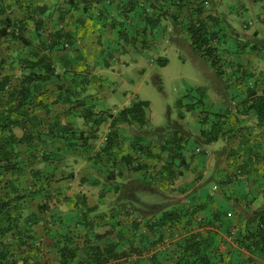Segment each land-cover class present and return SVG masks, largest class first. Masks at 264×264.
Listing matches in <instances>:
<instances>
[{"label":"trees","instance_id":"1","mask_svg":"<svg viewBox=\"0 0 264 264\" xmlns=\"http://www.w3.org/2000/svg\"><path fill=\"white\" fill-rule=\"evenodd\" d=\"M102 1L64 0L60 4V0H55L48 5L45 0H0V264H264V142L258 137H245L241 150L229 151L225 163L232 167L231 181L216 180L213 176L208 179L215 180L214 187L220 196L198 195L195 188L189 193L188 202L158 218L144 220L120 203L115 207L110 204L108 211L103 212L99 204L91 205L87 196L67 197L56 187L55 171L61 172L66 155L80 151L83 141L88 151L93 150L89 142L98 139L94 129L98 124L93 123L92 131L86 135L65 123L61 114L53 113L52 107L39 99L46 91L40 92V86L53 81L58 84L72 74L65 95L74 98L71 107L82 105L78 99L82 87L81 78L77 79L76 54L77 30L83 23L78 19L75 27L70 20L83 17V13ZM137 1L129 0L124 9L134 10ZM157 1L153 0L154 8ZM207 2L203 0V6ZM148 22L154 25L157 20ZM30 26L34 30H29ZM188 28V34L195 39L193 44L208 50L213 58L215 48L209 42L211 39L205 32L198 33L201 25L195 23ZM139 41L135 37L131 44ZM140 43L143 44L142 40ZM70 58L73 66L64 65V60L68 62ZM248 90L244 111L253 112L258 127L264 128V92L255 83ZM149 108L148 101L124 107L114 116L112 126L145 127ZM39 110L49 119L39 121ZM192 110H196L194 104L187 108ZM92 113L84 117L88 120ZM216 116L218 121L201 132L205 145L226 134L222 129L223 117L220 113ZM201 123L209 124L206 115ZM117 139L116 132L111 131L101 148L102 157L115 162ZM169 139L160 150L168 152L171 159L164 162L161 154L152 158L162 164L156 173L165 182L176 179L177 157L181 160L179 167L189 166L181 158L182 150L176 157L174 149L177 144L186 143L185 137L174 135ZM138 145L137 141L135 148ZM202 153L206 155L205 150ZM97 160L101 162L100 157ZM121 162L132 172L147 168V164L133 167V154L124 156ZM92 168L97 173L101 171L95 165ZM119 174L106 172L100 201L108 198L110 189L118 191L114 182ZM244 175L243 185L233 182V178ZM100 176L87 178L83 183L98 187L102 184ZM226 185H232L234 190L228 192ZM62 202L67 210L61 209ZM38 226L43 227L41 239L35 230ZM45 238L49 247L56 250V263L43 253L47 246Z\"/></svg>","mask_w":264,"mask_h":264},{"label":"crops","instance_id":"2","mask_svg":"<svg viewBox=\"0 0 264 264\" xmlns=\"http://www.w3.org/2000/svg\"><path fill=\"white\" fill-rule=\"evenodd\" d=\"M63 1L64 0H60V4H63ZM128 1L129 0H103L102 2H99L94 9H90L88 12L83 13V17L78 16V18L75 17L70 20L73 21L71 23H74L75 27H77L78 19L81 20L79 23H83V27H81L80 30H77V32H79L77 35L79 52L76 54L80 63L82 62L83 65V73L80 80V87H82L81 91L83 94L80 98H78L82 101L83 106L79 105L76 108H71V111L69 112L66 111L69 107L74 106V101L72 100L74 98L70 99L65 95V87L71 84L72 79L71 81L64 80L59 82L58 88L60 89L58 90V88L55 87L57 91L55 96H53L54 101H57L58 103V105L53 106V110L56 111V113L61 114L59 115L60 117H64L63 120L65 123H71L73 127L85 132L86 135L92 131L93 123L96 122L98 124L94 125V129L97 130L96 134L98 139H96L95 142L94 140L89 142V144H93V150L91 149V151H88V147H86L87 143L83 141V148H81L80 151L72 152L70 155H66L65 161L68 162V159L70 158H79V160L83 162V167L78 169V171H75L68 163L64 164L63 162L61 172L58 170L55 171L57 176H60L59 178L62 180L56 187L62 190L61 192L63 195L67 197L75 198L77 196H87L89 198V203L91 205L99 204L100 211L103 212L108 211V207L112 203L107 202V200L100 201V199L98 200L99 203H91L90 197L85 191V186L88 185L83 183V181L85 182V179L88 178L89 180H92V178H95L97 174L105 175L106 172L108 174L109 171H114L116 174L121 173L117 179H127L132 171L128 168H124L121 161L122 158L128 154H133L135 158L133 167L147 164V168L144 170L145 172L153 170V172H158L161 169L160 167L162 164L160 163L161 165L156 167L158 162L152 160V158L161 154L160 157L164 160V162L171 159L168 152L164 153L160 150L162 149V145L165 143L161 144L160 147L157 148L155 144H152L153 146H149L146 140H144L143 137L141 138V135L137 132L139 128L138 125L117 124L114 127L112 126L114 116L117 112L135 102L126 103L120 107L116 106L113 109H108L107 111L100 110L95 106L96 100L109 98L117 92L116 88L115 90L112 88L113 85L116 86L117 84L114 79L115 75L117 71L122 75V66L126 69L129 68V62H127L122 55L127 56L133 53L141 54L146 51V48L148 47L146 43L140 44L139 41L135 45H132L131 40L135 37L158 40L162 39L164 35L167 37L168 32L171 30L180 32L179 28H181L182 32H186L187 34L189 33L188 25L192 26V24L197 23L201 25V31L198 33H207L208 39H211L209 42L213 45V48H215L214 55H216L218 59L227 63L230 73L242 72L244 71L242 69L245 68V73L242 72V74L250 75V80L257 84L255 81L256 77L254 75L257 73L258 76H260V73L257 71L259 70L258 68L261 67L258 58L264 59L262 57V53H260L261 46L258 45L257 41V37L260 35L259 32H262L261 37L264 38V0H252L254 3L250 4L249 9L243 6V3L240 4L242 11L247 10V12L253 16L252 19L256 20L255 22L257 23V26L252 33L255 42L253 44H249L248 42V44L241 43V46L238 48H240L242 54L236 63L233 58V54H229L230 48L223 44L230 37L228 34L226 36L225 33L226 19H223L220 16L218 9L216 11L209 5L203 6V0H159L155 3V8L152 5L153 0H139L137 1V6L131 11L124 9V6L128 4ZM209 1L210 0H208V2ZM238 1L240 2V0ZM45 2L48 5H52L55 0H45ZM259 3L261 7L257 8ZM107 4H110L109 8L106 6ZM105 8H108V10H105ZM149 20H157V22L154 25H151L148 22ZM173 21L178 28L171 25V22ZM253 26L254 24L252 23V25H246L245 28L248 32H251ZM29 30H34V26H30ZM79 36H81L82 39H80ZM247 37L248 40H251V36L249 34ZM124 45L126 47H124ZM233 63L236 64L237 68L233 69ZM67 64L73 66V58L68 59V62L67 60H64V65L68 66ZM247 67H250V71L252 73L250 71L246 72ZM144 71V69H141L140 73L143 74ZM246 80H241V83L240 80L237 81L239 84L245 85L244 87H239V92L242 96H240L241 105L237 113H234L231 108L220 111V115L223 117L221 119L222 129L223 132L226 133L222 138L210 145H205L203 143V145L198 146L196 144L194 149H187L189 148V139L183 134L180 135L182 138L185 137L187 141L186 143L182 142L180 145L177 144L174 147L176 151L175 156L177 157L179 155V150H182L181 152L183 155L181 158H184L186 160V165L189 166L187 168L183 166L179 167L181 160L178 159V157L174 160L176 165V179L166 182L168 183V190L176 191L177 184H181L180 186L184 184L183 186L185 187L180 190L177 189L181 196L188 197L189 193L194 191L195 188L197 189V192H199L198 195L200 194L203 196L205 191L202 190L203 184L211 176H213L216 180L227 179L228 181H231V177H229L231 171L228 172L225 168V161L228 160L227 156H229V151L233 148L241 150L240 148L241 145H243L245 137L253 139L254 137L256 138L258 134L264 132V128L258 127L257 117L253 112H248L247 115L241 112V109L244 107L243 102L246 101L249 96ZM188 97L192 96L188 95ZM90 111H93V115H91L87 120L84 116ZM195 111L196 110L187 111L191 116L190 120H197L198 116L195 115ZM55 116L58 115L55 114ZM204 116L205 115H202L203 118ZM202 117H198V120L200 121L198 134L201 135L202 142H204L205 137L202 136L201 132L204 128H210L211 126L210 124L206 125L201 123ZM78 121H81L80 125ZM113 130L118 136L117 141L119 143V147L114 156L115 162L109 160L107 157H102L103 154L101 152V143H103L105 137L107 138ZM175 136L179 135L176 134ZM137 141L139 142V145L135 148L134 145ZM97 142L100 145L96 144ZM140 146L146 147L141 149L139 148ZM197 148L207 150L210 154H197ZM99 157L101 158V162L97 160ZM216 159L218 162L221 159L224 161L219 164L216 163L217 165H215V168L211 170V164ZM94 162H97V165ZM94 165L97 166L98 169H101V171H98L100 173H97V171L92 168ZM125 170L126 173H124ZM240 178H233V182L235 180L238 185H243L242 182L245 181L246 176L244 175ZM76 182H78L79 186L75 188L74 184ZM231 186L232 185H226L224 189L228 192H232L234 188ZM241 189L243 190V188ZM109 191L111 192L108 194L115 195V192L113 193L112 189ZM49 246L51 245L47 244V246L43 247L45 249L48 247L49 250L51 249V252L45 250L43 253L48 256L53 263H56L58 262L56 250L50 248Z\"/></svg>","mask_w":264,"mask_h":264},{"label":"rangeland","instance_id":"3","mask_svg":"<svg viewBox=\"0 0 264 264\" xmlns=\"http://www.w3.org/2000/svg\"><path fill=\"white\" fill-rule=\"evenodd\" d=\"M242 3L243 6L249 9L250 4L254 2L252 0H240V2L238 0H210L208 2L211 8L216 11L218 9L220 16L226 19V22L224 21L226 24L225 33L226 36L228 34L230 37L223 44L230 48L229 54H233L235 63L242 54L240 48H238L241 43L253 44L255 42L252 33L257 26L256 20L252 19L253 16L247 10L242 11L240 6ZM258 7H261L260 3L257 5ZM250 23H253L254 26L252 31L248 32L245 27ZM171 25L178 28L174 21L171 22ZM179 31L171 30L168 32L167 37L164 35L162 39L158 40L144 37L138 38L140 42L142 40L143 43L146 42L148 45L146 51L141 54L122 55L129 62V68L126 69L122 66V75L117 71L114 78L117 84L112 86L114 90L115 88L117 89V92L109 98H101L95 102V106L98 109L107 111L126 103L140 100L148 101L150 108L146 110L147 124L145 127H139L137 132L146 140L149 146L155 144L157 148L171 140L169 138L176 134L179 136L183 134L189 139V148L187 149H194L196 144L198 146L203 145L202 137L198 134V129L200 128L198 117L207 114L208 123L212 125V123L218 121L216 114L220 113V111L227 108H233L232 111L234 109L238 110L241 105L240 96H242L239 92V87H244L245 85L239 84L237 81L240 80L241 83V80L247 79L248 87L254 82L250 80V75L242 74V72L245 73V68L242 69L244 70L242 72L230 73L225 61L218 59L214 53L212 58L208 50H202L197 44H193L195 39L192 40V35L182 32L181 28H179ZM248 34L251 36V40L247 39ZM259 34L257 41L258 45L261 46L260 53H262L264 58V38L261 37L262 32H259ZM77 45L79 46L78 42ZM120 46L123 47L122 45ZM124 47L126 46L124 45ZM213 60L216 61L214 64ZM258 60L259 64H261V67L257 70L260 76L257 73L254 76L256 77L255 81L258 88L264 92V59L258 58ZM164 61H167L166 65L163 64ZM234 68H237V66L233 63ZM141 69L145 70L143 74L140 73ZM250 70V67L246 68V72ZM82 71V62L80 63V60H78L76 73L79 80L82 77ZM70 77H73L72 74L65 76L62 80L69 81ZM55 87L58 88V84H54V81L46 86H40V92L46 91L43 94L44 96L39 97L40 100L52 107L53 113H56L53 110V106L58 105V103H54L53 96H55L57 91ZM188 95H191L194 99L188 97ZM192 104L196 107L195 115L198 116L197 120H190L191 116L187 112L188 106ZM71 108L74 107H69L66 111H71ZM244 110L246 109L242 108L241 112ZM242 113L248 114L245 111ZM43 115L44 112L39 110L37 114L39 119L35 117L39 121L41 119H49L48 116ZM78 122L80 125L81 121ZM17 133L21 135V131H17ZM257 137L264 142V132L258 134ZM98 142L96 144L100 145ZM103 145L104 143H101V148ZM78 160L79 158H70L64 164L68 163L72 169L78 171V169L83 167V162ZM223 161L221 159L218 162L216 159L212 162L210 169L213 170L215 165H217L216 163L219 164ZM160 165V163H157L156 167ZM225 168L228 172L232 171L231 166L226 165ZM153 171H137L130 173L127 179L118 178L114 182V186H118V191L115 192L116 195L108 194L106 199L107 202L112 203L110 207H115L120 203L137 216L148 220L158 218L164 212L176 209L178 205L183 206L189 201L188 197L181 196L177 190L185 187L183 186L184 184L182 186L177 184L176 191L168 190V183L163 181L160 175ZM124 173H126V170ZM59 177L56 184L62 181ZM104 177V175L101 176L102 184L98 188L91 184L85 186V191L93 204L100 199V194L105 185ZM215 184V180L205 181V186L202 189L205 190L203 196L208 194L214 197L216 195L220 196L218 190L214 191L212 189ZM78 186V182H76L74 187ZM115 190H113V193ZM60 207L62 210H67L68 206L62 202ZM42 229V226L35 228L38 239H41ZM43 242L49 244L46 238L43 239ZM46 250L51 252L48 247Z\"/></svg>","mask_w":264,"mask_h":264},{"label":"built area","instance_id":"4","mask_svg":"<svg viewBox=\"0 0 264 264\" xmlns=\"http://www.w3.org/2000/svg\"><path fill=\"white\" fill-rule=\"evenodd\" d=\"M205 5L207 6V5H208V3H205ZM250 25H252V23H250ZM250 85H251V84H250ZM232 109H233V108H232ZM234 111H235V112H234ZM234 111H233L234 113H237V111H238V110L234 109ZM106 140H107V138L105 137V139L103 140V143H105V142H106ZM202 151H203V150H202L201 148H197V149H196V153H197V154H200V153H202ZM205 152H206V155H209V154H210V152H209V151H207V150H205ZM212 189H213L214 191H216V190H217V188H216V187H213Z\"/></svg>","mask_w":264,"mask_h":264}]
</instances>
